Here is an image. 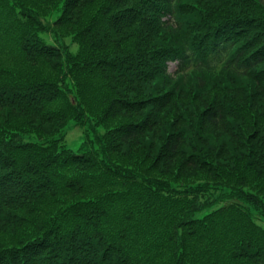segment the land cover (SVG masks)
<instances>
[{"label": "trees", "instance_id": "obj_1", "mask_svg": "<svg viewBox=\"0 0 264 264\" xmlns=\"http://www.w3.org/2000/svg\"><path fill=\"white\" fill-rule=\"evenodd\" d=\"M259 216L264 0H0V264H264Z\"/></svg>", "mask_w": 264, "mask_h": 264}, {"label": "rangeland", "instance_id": "obj_2", "mask_svg": "<svg viewBox=\"0 0 264 264\" xmlns=\"http://www.w3.org/2000/svg\"><path fill=\"white\" fill-rule=\"evenodd\" d=\"M58 17V13H53L50 16H46L45 18H42V20L45 22V24H52L53 21ZM40 36L43 40H45L47 43L52 44H62L65 48H67L72 54H76L79 50V44L75 41V39L72 37V35H66L58 38L52 30L50 31H43L40 33ZM176 69V63L170 62L169 63V71L174 72ZM87 130V125H80L78 123L70 122L68 126L66 127V144L77 151L79 147H82L84 145V136ZM262 225H264V221L259 218L257 219Z\"/></svg>", "mask_w": 264, "mask_h": 264}]
</instances>
